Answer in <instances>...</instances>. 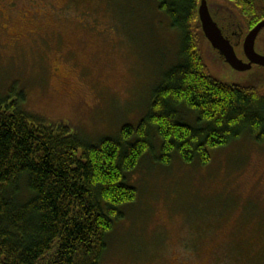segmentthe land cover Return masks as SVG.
Instances as JSON below:
<instances>
[{
  "label": "rangeland",
  "instance_id": "rangeland-1",
  "mask_svg": "<svg viewBox=\"0 0 264 264\" xmlns=\"http://www.w3.org/2000/svg\"><path fill=\"white\" fill-rule=\"evenodd\" d=\"M218 1L223 14L243 20L233 3ZM155 7L0 0V100L91 143L137 125L180 43ZM200 49L216 79L264 86V67L228 68L206 37ZM256 50L264 54V29ZM159 157L157 147L129 175L138 200L110 234L102 264H264V141L246 133L213 150L208 165L164 166Z\"/></svg>",
  "mask_w": 264,
  "mask_h": 264
},
{
  "label": "trees",
  "instance_id": "trees-1",
  "mask_svg": "<svg viewBox=\"0 0 264 264\" xmlns=\"http://www.w3.org/2000/svg\"><path fill=\"white\" fill-rule=\"evenodd\" d=\"M228 1L250 28L264 19V0ZM153 3L180 43L137 125L91 143L0 100V264H102L110 234L138 200L129 175L157 147L164 166L208 165L213 150L246 133L264 141V86L211 75L201 0Z\"/></svg>",
  "mask_w": 264,
  "mask_h": 264
},
{
  "label": "water",
  "instance_id": "water-1",
  "mask_svg": "<svg viewBox=\"0 0 264 264\" xmlns=\"http://www.w3.org/2000/svg\"><path fill=\"white\" fill-rule=\"evenodd\" d=\"M212 1L214 0H210L209 7L208 0H201L198 9L202 37H206L223 61L236 71L245 72L251 70L254 65L264 67V54L256 50L257 38L264 29V19L250 28L242 15L243 20L240 16L236 18L233 15L230 21L237 25L225 26L218 23L212 16ZM238 30L240 33L236 35L235 32Z\"/></svg>",
  "mask_w": 264,
  "mask_h": 264
},
{
  "label": "flooded vegetation",
  "instance_id": "flooded-vegetation-1",
  "mask_svg": "<svg viewBox=\"0 0 264 264\" xmlns=\"http://www.w3.org/2000/svg\"><path fill=\"white\" fill-rule=\"evenodd\" d=\"M212 2H213L212 8H211L212 16L214 17V19L218 23L223 24V25L228 26V27H230V26L233 27V26L237 25V24H234L233 22L230 21V19H232V15L231 14L230 15L229 14L226 15V14H223V12L221 11L220 6L222 4H220V3L223 2V1L214 0ZM222 6H224V5H222ZM226 9L227 8H225V10ZM234 29H236V28H234ZM239 33H240V30L235 32L236 35H238ZM23 35H24L23 33H20V34L16 35V39L22 38ZM254 66H256V65H254ZM227 67L229 68L230 66L227 64Z\"/></svg>",
  "mask_w": 264,
  "mask_h": 264
}]
</instances>
